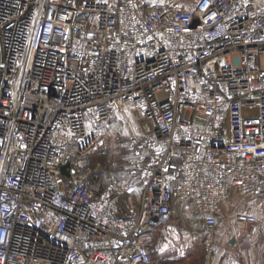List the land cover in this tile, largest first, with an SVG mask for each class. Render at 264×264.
Masks as SVG:
<instances>
[{"label": "built area", "instance_id": "1", "mask_svg": "<svg viewBox=\"0 0 264 264\" xmlns=\"http://www.w3.org/2000/svg\"><path fill=\"white\" fill-rule=\"evenodd\" d=\"M127 111L123 213L86 159ZM231 191L264 200V0H0V264H150L187 205L213 264Z\"/></svg>", "mask_w": 264, "mask_h": 264}, {"label": "crops", "instance_id": "2", "mask_svg": "<svg viewBox=\"0 0 264 264\" xmlns=\"http://www.w3.org/2000/svg\"><path fill=\"white\" fill-rule=\"evenodd\" d=\"M223 213L228 228L218 239L222 250L213 264H264V200L242 199L231 191ZM239 215L256 217L259 223L239 222ZM202 220L190 205L171 208L166 234L155 233L150 264H201Z\"/></svg>", "mask_w": 264, "mask_h": 264}, {"label": "rangeland", "instance_id": "3", "mask_svg": "<svg viewBox=\"0 0 264 264\" xmlns=\"http://www.w3.org/2000/svg\"><path fill=\"white\" fill-rule=\"evenodd\" d=\"M169 3L182 10H191L197 0H167ZM147 129L146 125H144ZM136 123L127 113H118L112 129L103 131L104 136L96 140L92 152L87 156V162L93 174V189L98 192L106 185L110 178H118L129 183L130 193L122 206V212L130 208L136 209L140 199V189L135 179L128 174V161L130 154L127 149V138L134 131ZM95 130L92 131L94 135ZM97 137V135L95 134Z\"/></svg>", "mask_w": 264, "mask_h": 264}, {"label": "water", "instance_id": "4", "mask_svg": "<svg viewBox=\"0 0 264 264\" xmlns=\"http://www.w3.org/2000/svg\"><path fill=\"white\" fill-rule=\"evenodd\" d=\"M65 170H66V166L62 168V173H63L64 175H66V171H65Z\"/></svg>", "mask_w": 264, "mask_h": 264}]
</instances>
